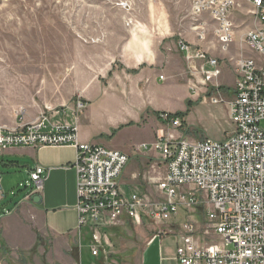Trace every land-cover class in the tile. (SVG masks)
I'll use <instances>...</instances> for the list:
<instances>
[{
	"label": "built area",
	"instance_id": "obj_1",
	"mask_svg": "<svg viewBox=\"0 0 264 264\" xmlns=\"http://www.w3.org/2000/svg\"><path fill=\"white\" fill-rule=\"evenodd\" d=\"M249 12L260 27L244 38L250 50L264 57V0H247ZM237 0H192L191 14L200 40L209 28L221 50L229 52L237 23L233 14ZM178 48L187 64L204 76V86L220 76L219 60L203 47L184 39ZM236 63L238 79L228 103L234 131L224 140H193L187 136L159 135L150 149L160 154L166 175L157 184L158 197L126 194L120 178L130 157L118 150L80 141L74 123L54 122L69 108L47 107L35 122L17 129L0 125V150L13 147H66L77 150V211L80 229L95 231L92 254L101 253L100 232L121 222L134 226L149 219L157 225V236L173 231L164 227L184 209L203 213L205 227L187 222L180 227L177 260L180 264H264V61L240 55ZM197 64H200L197 66ZM212 103L225 102L215 87ZM86 104L76 102L75 116ZM169 127L181 129L182 119L162 113ZM43 168L31 173L28 186L42 188ZM32 182V183H31ZM159 226V227H158Z\"/></svg>",
	"mask_w": 264,
	"mask_h": 264
},
{
	"label": "rangeland",
	"instance_id": "obj_2",
	"mask_svg": "<svg viewBox=\"0 0 264 264\" xmlns=\"http://www.w3.org/2000/svg\"><path fill=\"white\" fill-rule=\"evenodd\" d=\"M238 1L241 4L239 7L251 10L246 0ZM191 3L192 0H0V125L14 124L17 127L23 117L22 112L31 110V107L43 109L47 105L62 104L74 112L76 102L82 101L72 94L78 79L76 71L82 77L90 73V47L101 41L106 42L109 36L113 43L115 31L127 35L129 26L142 27L160 18V26L168 32L167 41L171 44L173 41L177 43L181 37L189 41L197 40ZM241 8L238 10L241 11ZM208 30V36L214 39L209 40L207 36L205 41L198 39V44H217L213 28ZM239 51L241 47L237 40V55ZM244 55L264 61V57L248 47H245ZM93 67H96V62H93ZM116 70L123 72L118 65ZM235 77L232 69L223 70L222 78L226 85H233ZM100 80L106 85L110 81L108 75L100 76ZM187 95L188 90L184 85L152 83L145 102H150V106L145 109L144 123H141H149V120L158 117L159 112L155 110L167 111L184 115L181 118L182 129L166 127L158 120L155 124L139 128L135 122L138 116L135 107L113 97L106 98V105L99 104L88 111L94 120L95 130L110 131L109 135L103 134L104 137L115 144H122L125 153L131 154L134 150L142 154L150 153L145 162L131 155L133 160L120 178L124 193H141L150 198L159 196L157 184L167 173L166 165L161 157L158 160L153 155L159 156V153L141 149L144 143L152 145L155 142L152 127H163L167 134L176 137L186 135L193 140L210 138L222 141L234 131L226 102L214 104L211 102L212 96L206 94L190 102ZM225 97L231 99V95ZM24 169L23 166L0 164V172L5 177L4 182L2 179L0 181L2 206L13 208L32 192ZM134 172H137L136 179H132ZM198 218L203 227L209 223L205 214L185 213L183 210L178 213L177 221L182 224L185 220ZM132 226L135 228L120 235L132 242L139 240L142 243L146 238L157 236V225L149 219H145L143 226Z\"/></svg>",
	"mask_w": 264,
	"mask_h": 264
},
{
	"label": "crops",
	"instance_id": "obj_3",
	"mask_svg": "<svg viewBox=\"0 0 264 264\" xmlns=\"http://www.w3.org/2000/svg\"><path fill=\"white\" fill-rule=\"evenodd\" d=\"M237 2L239 1L237 0ZM240 8L238 7V9ZM238 9L236 8L233 14L237 30L229 52L222 51L215 42H208L207 46L198 44L200 40L198 36L199 40L194 41L181 37L193 45L208 50L213 57L219 60L220 76L213 79L209 83V87L204 86V76L195 72L193 65L190 66L186 63L178 48V41L181 38L177 43L173 41L171 44L167 41L169 34L160 26L159 18L153 24L145 23L142 27L129 26L127 35L115 31L113 43L110 42L111 36H109L106 42L101 41L93 44L90 47L92 53L90 73L82 77L78 70L76 71L78 79L72 93L74 97L81 98L85 102L87 105L85 111L81 116L80 114L75 116L73 111L68 110L62 116L53 117V121L76 124L80 141L83 143L106 148L112 147L113 150L125 153L122 144H115L108 137H104L103 134L111 133L110 131L106 133L104 130H95L94 120L88 112L96 105H106L108 103L106 98L113 97L120 102L124 100L134 106L136 115H138L135 122L139 128H144L150 123L155 124L157 120L161 121L162 113L174 114L155 110L154 112H159L158 117L141 125L144 123L143 116L150 106V102L145 104L147 91L154 82H171L186 86L190 102L197 101L204 94L215 96L214 89L218 86L225 102H229L231 99L227 100L225 96L231 95L232 97V91L238 79L236 63L232 59L244 55V49L248 47L244 42L245 35L260 27V24L250 16V9L241 8V11ZM237 10L239 11L238 17ZM209 31L206 33L205 40ZM210 38L214 39L213 36H208L209 40H211ZM237 40L241 47L238 55ZM93 62H96L95 68ZM117 65L121 66L123 72L116 70ZM199 65L197 64V66ZM224 69H232L236 75L233 85H226L227 83L223 81ZM161 72L164 74L161 75ZM88 75L90 77L86 78ZM106 75L110 80L108 85L103 84V80H100V76ZM47 107L58 109L67 106L62 104L47 105L43 109L31 107V110L22 112L23 117L17 127L14 124L1 126L7 129H17L33 123L40 118ZM185 120L187 121V119ZM162 124L169 127L163 122ZM186 124L188 123L186 122ZM151 130L155 134V141L159 135L167 134L163 127L158 129L157 126H154ZM169 135L173 134L169 133ZM145 145L148 144L144 143L141 149H144ZM144 150L149 151L150 149ZM132 154L145 162L150 153L142 154L134 150L131 154H127L130 157L129 163L133 160ZM153 155L159 160L160 155L155 153ZM76 160L77 150L72 146L13 147L0 150V164L13 167L23 166L28 180L31 179V173L38 167L44 170L41 176L42 188L39 191L33 190L30 186L32 192L13 208L0 204V264H180L177 260L180 227L187 222L201 225L202 222L199 218L193 219V221L185 220L179 224L177 214L164 227L165 230L173 231L172 233L153 235L146 238L143 243L139 240L132 242L120 235V233H128V230L133 227L132 224L121 222L118 226H106L101 229L99 235L102 244L101 253L94 256L92 247L96 243L95 231L91 228L80 229L79 227ZM1 175L4 182L5 177L3 173ZM136 178L137 172H134L132 179ZM36 199L39 201L36 202ZM181 210L190 213L184 209Z\"/></svg>",
	"mask_w": 264,
	"mask_h": 264
},
{
	"label": "trees",
	"instance_id": "obj_4",
	"mask_svg": "<svg viewBox=\"0 0 264 264\" xmlns=\"http://www.w3.org/2000/svg\"><path fill=\"white\" fill-rule=\"evenodd\" d=\"M174 117H180V118H183L184 115H179V114H173Z\"/></svg>",
	"mask_w": 264,
	"mask_h": 264
},
{
	"label": "water",
	"instance_id": "obj_5",
	"mask_svg": "<svg viewBox=\"0 0 264 264\" xmlns=\"http://www.w3.org/2000/svg\"><path fill=\"white\" fill-rule=\"evenodd\" d=\"M1 178H2V175H1V172H0V181H1ZM39 200L36 199V202H38Z\"/></svg>",
	"mask_w": 264,
	"mask_h": 264
}]
</instances>
